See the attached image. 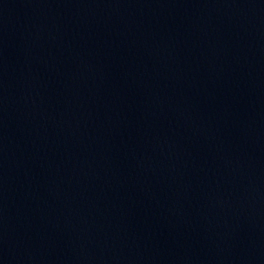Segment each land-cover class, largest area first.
<instances>
[{
  "label": "water",
  "instance_id": "1",
  "mask_svg": "<svg viewBox=\"0 0 264 264\" xmlns=\"http://www.w3.org/2000/svg\"><path fill=\"white\" fill-rule=\"evenodd\" d=\"M0 264H264V0H0Z\"/></svg>",
  "mask_w": 264,
  "mask_h": 264
}]
</instances>
